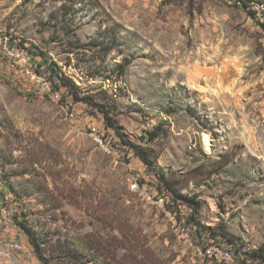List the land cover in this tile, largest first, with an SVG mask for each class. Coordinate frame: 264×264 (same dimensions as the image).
I'll list each match as a JSON object with an SVG mask.
<instances>
[{"label": "rangeland", "instance_id": "1", "mask_svg": "<svg viewBox=\"0 0 264 264\" xmlns=\"http://www.w3.org/2000/svg\"><path fill=\"white\" fill-rule=\"evenodd\" d=\"M0 36L20 38L33 60L55 53L98 107L68 92L63 104L32 95L0 65V205L10 209L0 242L23 245L16 264H42L32 240L47 250L99 237L110 264H243L199 236L191 209L173 210L103 109L127 140L157 152L154 170L195 197L202 226L226 230L242 254L264 244V0H0ZM101 254L51 264H105Z\"/></svg>", "mask_w": 264, "mask_h": 264}, {"label": "trees", "instance_id": "2", "mask_svg": "<svg viewBox=\"0 0 264 264\" xmlns=\"http://www.w3.org/2000/svg\"><path fill=\"white\" fill-rule=\"evenodd\" d=\"M21 44L24 45L23 41H21ZM45 56L46 55H44V57ZM127 66L128 65L126 64L118 65L117 74L120 78H125L127 73ZM49 70L53 81L55 78H57V80L59 81V83L58 82L55 83V86L57 89L63 90L64 96H67L69 93L75 99V101L85 102L94 108H98L94 106V103L89 98L83 96L75 88V85L73 84L71 79L67 78L63 74H60L59 70H57L53 65L49 67ZM65 93L67 94L65 95ZM100 111L104 115V118L107 121L108 126L117 133L121 143L124 146H126L130 151H132L145 164L148 170L155 173L159 181V186H160L159 191L160 190L163 191V189L167 190V193L169 194V196L171 197V201L173 202L172 206L175 208L180 206H185L191 209L192 215L188 220V224H190V222L194 223L200 237L205 236L213 242H222L223 244H226L228 247L234 248L236 257L238 259L242 258L243 264H246L247 260L258 262L259 264H264V244L252 250L249 254L246 253L242 254L240 253V249H238L237 240L233 236L229 235L226 230H224L223 228H211V227L202 226L196 219V214L198 213L199 207H198V203L195 201V197H188L182 195L178 191L176 186L170 182L169 179H166L165 176L160 175L159 173H157V171L154 170V163L156 158L158 157L157 152L153 149H150L148 147L144 148L136 143H132L131 141L127 140L124 134L120 131V127L117 125V123L114 122V120L110 116V112L104 109ZM162 132H163V127L159 125L158 127H156V129L149 132L148 135L144 137L143 140L146 143H152L154 142V140H156L161 136ZM11 191L15 192L14 200H17V195H16L17 192L15 191V189H12ZM177 209L178 208L173 210H176L177 212ZM18 224H20L23 228H25V223L21 222ZM87 240H89V237L87 238ZM31 244L34 246L36 255L42 264H51L53 260L62 259V258H66L69 261H72L70 258L81 260L83 258L88 257V252H92L94 254L95 252H100V254L102 253L101 256L104 255V258L101 259V257H99L98 260H103L105 264H110L109 262H111L110 261L111 259H108V255L105 253V250H107L108 246L104 241H102L100 237L98 238V242L92 240L90 245L84 242V244L81 243L77 246L75 243H72L70 239H64L63 242H61L60 240L59 245H55L54 247H49L47 250L43 246V242L32 240Z\"/></svg>", "mask_w": 264, "mask_h": 264}, {"label": "built area", "instance_id": "3", "mask_svg": "<svg viewBox=\"0 0 264 264\" xmlns=\"http://www.w3.org/2000/svg\"><path fill=\"white\" fill-rule=\"evenodd\" d=\"M34 57L35 60H33L30 54L29 46L25 43L22 45L20 38L13 39L10 36H0V65H4L10 72L11 76L20 80L27 87L29 92L32 93V95L48 97L63 104L65 101V96L62 92L63 90L56 88L55 83H59V81L57 78L53 81L49 67L53 65L57 70H59L60 74H63L71 80H76V78L71 72H66L65 69H63V63L57 59L55 53L53 52L47 53L45 57L39 54ZM116 91L117 90H115V92ZM71 116L73 117L74 114L72 113ZM93 136L97 143L103 147L107 146L108 148V145H106L103 139L97 134L96 129H94ZM142 187L143 186L136 181L131 184L132 190H140L150 204L155 206H164V197L152 196ZM1 189L2 187L0 185V190ZM12 193L13 196L11 195V197L14 199L15 192ZM1 194L5 200L7 195L3 194V190H1ZM0 203L5 206L1 198ZM9 223L10 209L4 207L2 208L0 205V225L8 227ZM181 225L184 227H177V231H179L182 235H188V230L185 225ZM22 250L23 245L18 241L0 242V264H16L18 260L16 253ZM222 254L229 256V253L222 252Z\"/></svg>", "mask_w": 264, "mask_h": 264}, {"label": "bare ground", "instance_id": "4", "mask_svg": "<svg viewBox=\"0 0 264 264\" xmlns=\"http://www.w3.org/2000/svg\"><path fill=\"white\" fill-rule=\"evenodd\" d=\"M205 144H206V146L208 148V146H209L208 138L205 139Z\"/></svg>", "mask_w": 264, "mask_h": 264}]
</instances>
